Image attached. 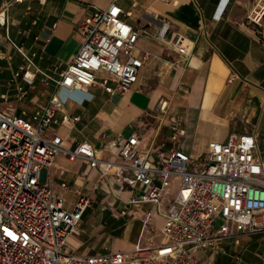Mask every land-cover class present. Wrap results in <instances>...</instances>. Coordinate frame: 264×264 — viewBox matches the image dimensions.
Returning <instances> with one entry per match:
<instances>
[{
    "label": "crops",
    "instance_id": "crops-1",
    "mask_svg": "<svg viewBox=\"0 0 264 264\" xmlns=\"http://www.w3.org/2000/svg\"><path fill=\"white\" fill-rule=\"evenodd\" d=\"M112 1L0 0L6 20L0 23V108L14 114L26 111L30 116L56 92L63 107L52 129L66 146L73 148L88 140L102 147L105 156L119 148L113 139H124L133 132L155 143L162 131L164 141L156 145L166 144L168 114L186 129L180 143L186 152L199 154L211 141H224L232 132H248L255 135L257 152L263 154L264 32L249 18L255 0H117L124 9L123 17L139 31L136 53L149 50L154 54L140 70L138 81L124 95L112 94L99 85L87 90L58 86L59 72L84 40L78 25ZM176 31L193 44L185 66H174V62L184 61L171 45ZM26 70L34 74L33 84L26 81ZM233 71L238 76L229 81ZM11 74L20 76L17 84L6 82V75L13 80ZM19 85L27 89L21 98ZM9 98L13 105L6 106L4 99ZM162 98L168 100L166 114L157 110ZM64 113L80 119L65 124L61 121ZM147 116L157 118L158 125L145 130ZM48 179L67 209H72L78 198L76 189L91 197L80 233L68 238L67 246L74 252L131 250L147 239H160L158 229L164 217L154 204L131 203L128 186L116 176L101 177L100 170L83 158L70 159L64 152L58 153ZM148 209H153L150 225L156 231L143 230L142 223L136 237L126 235L129 216L142 220ZM255 234L240 235L239 243L232 237L226 239L228 254L201 247L195 253L201 264H225L224 260L229 264H262L264 238L258 240ZM121 240L123 245L113 246ZM235 255L240 259L235 260Z\"/></svg>",
    "mask_w": 264,
    "mask_h": 264
},
{
    "label": "built area",
    "instance_id": "built-area-1",
    "mask_svg": "<svg viewBox=\"0 0 264 264\" xmlns=\"http://www.w3.org/2000/svg\"><path fill=\"white\" fill-rule=\"evenodd\" d=\"M123 13L121 4L113 0L81 21L78 29L84 40L59 72L58 86L87 90L99 85L121 95L132 89L154 54L136 53L139 31ZM249 18L264 32V0L254 1ZM5 21L3 8L0 23ZM171 45L184 58L174 66L188 64L192 41L176 31ZM237 76L233 71L228 80ZM24 77L33 84V73L26 70ZM18 93L24 97L27 89L19 85ZM62 107L61 97L54 92L30 116L26 111L14 114L0 108V264H201L196 248L228 254L226 239L234 237L239 243L244 233L264 231V153L257 152L254 134L232 132L226 140L211 141L206 151L192 156L180 146L184 125L168 114L166 144H148L133 132L113 139L119 148L105 156L102 147L88 140L73 148L65 145L52 129ZM157 110L168 112L166 98L158 102ZM79 119L64 113L61 121L71 124ZM60 152L70 159L83 158L100 170L101 177L116 176L131 189V203L152 202L164 217L158 229L160 239H147L131 250L68 251V238L80 233L91 197L76 189L73 208L63 206L48 179ZM152 217L153 209H148L142 218L143 230L156 231L150 225Z\"/></svg>",
    "mask_w": 264,
    "mask_h": 264
},
{
    "label": "rangeland",
    "instance_id": "rangeland-1",
    "mask_svg": "<svg viewBox=\"0 0 264 264\" xmlns=\"http://www.w3.org/2000/svg\"><path fill=\"white\" fill-rule=\"evenodd\" d=\"M12 75V74H11ZM13 76V80L10 78L9 75H6V82L9 83L11 82L12 84H17V81L18 79L20 78V76L16 77L14 74L12 75ZM1 80V79H0ZM8 100V101H7ZM4 102L6 103L7 102V105L6 106H10V105H13L12 102H11V98L9 99H4ZM29 108V107H28ZM28 110H31L30 108ZM144 120L146 122V128L145 130H148L149 128L153 127V126H157L158 125V121H157V118L155 117H151V116H147V117H144ZM144 130V129H143ZM164 132H160V134L158 136H156V142L155 144H157V142H163L164 141ZM144 142L147 141L148 144H151L152 141L149 140V137L148 136H144ZM187 150V149H186ZM192 156H195L197 155V153H195L194 151L192 150H187ZM142 220L140 219H136L134 217H130L128 218V222H127V231H126V235L128 233H131L133 237H136L141 229V226H142ZM105 224H107V220H105ZM255 238H257L258 240L259 239H263L264 238V231L262 232H257L255 235H254ZM232 239H235L234 237H232ZM123 240L121 241H117L116 244H113V246H116V245H123L124 243L122 242ZM66 249L70 252H74L75 249H73L71 246H66ZM225 264H229V263H226L227 261L224 260Z\"/></svg>",
    "mask_w": 264,
    "mask_h": 264
}]
</instances>
